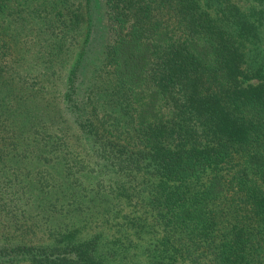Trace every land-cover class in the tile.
Segmentation results:
<instances>
[{"label": "trees", "instance_id": "obj_1", "mask_svg": "<svg viewBox=\"0 0 264 264\" xmlns=\"http://www.w3.org/2000/svg\"><path fill=\"white\" fill-rule=\"evenodd\" d=\"M246 1L0 0V264H264Z\"/></svg>", "mask_w": 264, "mask_h": 264}, {"label": "rangeland", "instance_id": "obj_2", "mask_svg": "<svg viewBox=\"0 0 264 264\" xmlns=\"http://www.w3.org/2000/svg\"><path fill=\"white\" fill-rule=\"evenodd\" d=\"M237 3H239L241 6L242 5H245L247 4V1L246 0H236ZM98 4L100 6V11L103 13L104 12V4H105V0H98ZM84 37V35H83ZM83 37H81V40L83 39ZM74 56V55H73ZM73 59L74 57H72V59L69 61V63L66 65V68H64V76L62 77L61 80H65L66 79V74L68 72V69L69 67L71 66V64L73 63ZM63 88L60 87V92H62ZM58 101H59V105L62 107V103H61V96L60 94H58ZM64 113L63 115L69 120V117L66 113V111L63 109ZM70 121V120H69ZM73 136H72V139H71V143L73 144V146H75L77 149H81L83 150L84 149V145L86 143V141H84L83 137H81V134H80V130L77 126H75L73 124ZM86 146V145H85ZM122 214H126V212H122ZM119 220H123V218H119ZM99 230L98 228H95V231ZM106 230V229H105ZM41 235V233L37 232L36 233V240L39 238V236ZM2 240V238L0 237V241ZM22 264H27V263H22Z\"/></svg>", "mask_w": 264, "mask_h": 264}]
</instances>
